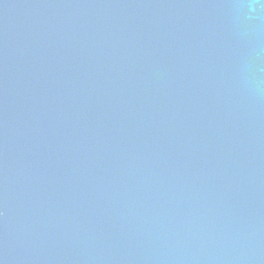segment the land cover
I'll use <instances>...</instances> for the list:
<instances>
[{"label":"water","instance_id":"obj_1","mask_svg":"<svg viewBox=\"0 0 264 264\" xmlns=\"http://www.w3.org/2000/svg\"><path fill=\"white\" fill-rule=\"evenodd\" d=\"M3 264H264L262 0H0Z\"/></svg>","mask_w":264,"mask_h":264},{"label":"snow or ice","instance_id":"obj_2","mask_svg":"<svg viewBox=\"0 0 264 264\" xmlns=\"http://www.w3.org/2000/svg\"><path fill=\"white\" fill-rule=\"evenodd\" d=\"M0 264H3V261L2 260H0Z\"/></svg>","mask_w":264,"mask_h":264},{"label":"clouds","instance_id":"obj_3","mask_svg":"<svg viewBox=\"0 0 264 264\" xmlns=\"http://www.w3.org/2000/svg\"><path fill=\"white\" fill-rule=\"evenodd\" d=\"M262 3H264V0H262Z\"/></svg>","mask_w":264,"mask_h":264}]
</instances>
